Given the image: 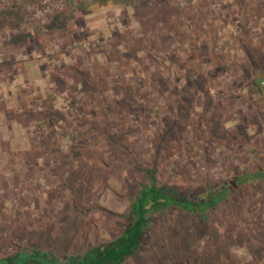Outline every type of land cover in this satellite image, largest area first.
<instances>
[{
    "label": "rangeland",
    "instance_id": "374dc122",
    "mask_svg": "<svg viewBox=\"0 0 264 264\" xmlns=\"http://www.w3.org/2000/svg\"><path fill=\"white\" fill-rule=\"evenodd\" d=\"M263 76L264 0H0V264L111 242L151 174L196 199L264 169ZM150 217L123 264H264V179Z\"/></svg>",
    "mask_w": 264,
    "mask_h": 264
},
{
    "label": "trees",
    "instance_id": "16d2710c",
    "mask_svg": "<svg viewBox=\"0 0 264 264\" xmlns=\"http://www.w3.org/2000/svg\"><path fill=\"white\" fill-rule=\"evenodd\" d=\"M255 82V81H254ZM258 84L264 97V76L258 78ZM151 181L141 187L132 203L130 218L131 222L124 232L105 244L91 248L83 257L71 256L67 262H58L53 258L49 264H123L139 250L146 236L153 212L162 211L169 206H174L191 213L206 214V212L222 203L236 189L264 179V169L251 170L240 174L236 179L212 190L200 198L181 196L178 192L167 187L159 186L155 176L151 174ZM41 253L37 251L34 255L27 256L31 259L29 264H43ZM17 259L25 258L16 255ZM25 264H28L27 261Z\"/></svg>",
    "mask_w": 264,
    "mask_h": 264
},
{
    "label": "crops",
    "instance_id": "0c3cea01",
    "mask_svg": "<svg viewBox=\"0 0 264 264\" xmlns=\"http://www.w3.org/2000/svg\"><path fill=\"white\" fill-rule=\"evenodd\" d=\"M34 252V251H33ZM33 252L32 253H30V254H27L28 256H31L32 254H33ZM17 255V254H16ZM14 255H9V256H6V258H12ZM21 256H24V255H22L21 254ZM1 257H2V255H0V259H1Z\"/></svg>",
    "mask_w": 264,
    "mask_h": 264
}]
</instances>
